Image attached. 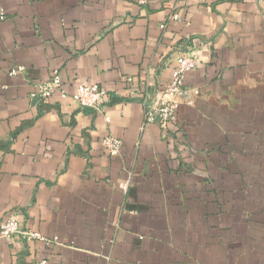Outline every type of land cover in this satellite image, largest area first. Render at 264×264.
<instances>
[{
    "label": "crops",
    "instance_id": "0c3cea01",
    "mask_svg": "<svg viewBox=\"0 0 264 264\" xmlns=\"http://www.w3.org/2000/svg\"><path fill=\"white\" fill-rule=\"evenodd\" d=\"M181 52L197 66L176 120L145 124L139 97ZM54 69L103 108L32 101ZM8 214L50 241H0V264H264V0H0Z\"/></svg>",
    "mask_w": 264,
    "mask_h": 264
},
{
    "label": "built area",
    "instance_id": "2783aa9c",
    "mask_svg": "<svg viewBox=\"0 0 264 264\" xmlns=\"http://www.w3.org/2000/svg\"><path fill=\"white\" fill-rule=\"evenodd\" d=\"M170 18L176 20L179 18L177 12H173ZM165 24H161L163 29ZM197 66V59L190 54L181 52L172 62L171 77L165 84L164 88L155 89L152 92H146L139 97L144 110L145 124L165 125L174 122L177 117L178 101L177 96L187 94L184 88L185 73ZM24 69L23 66L14 67L10 70V75H16ZM127 82L130 80L126 78ZM58 91L63 98H69L70 102L80 108H90L101 110L107 101L108 92L96 83L84 84L77 82L73 91L68 92L62 82L59 70L54 69L50 72L47 80L36 83L35 88L29 93V98L39 105L48 104V99L52 94ZM135 92H130V97H135ZM106 121L109 119L106 117ZM101 145L110 156L119 154L122 141L108 134L101 139ZM19 236L23 240H43L49 242L50 239L43 236L40 232L23 230L15 215L8 214L0 222V241L11 243L12 240ZM54 241L58 238L54 237ZM40 264H45L42 260Z\"/></svg>",
    "mask_w": 264,
    "mask_h": 264
}]
</instances>
